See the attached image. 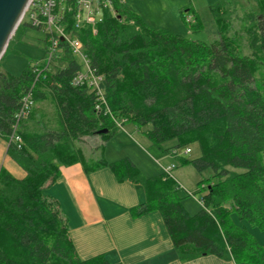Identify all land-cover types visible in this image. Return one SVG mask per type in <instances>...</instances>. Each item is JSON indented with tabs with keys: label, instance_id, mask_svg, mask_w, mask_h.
<instances>
[{
	"label": "trees",
	"instance_id": "1",
	"mask_svg": "<svg viewBox=\"0 0 264 264\" xmlns=\"http://www.w3.org/2000/svg\"><path fill=\"white\" fill-rule=\"evenodd\" d=\"M254 2L257 11L242 17L250 55L228 35L227 0L210 6V18L198 17L191 25L195 32L214 26L211 43L152 29L117 4L114 14L105 11L96 33L91 27L76 32L102 77L101 94L73 85L80 66L68 50L58 59L66 66L55 71L42 66L37 72L31 64L18 76L0 70V137L26 172L17 179L0 170V264H52L53 259L111 264L103 255L79 258L58 203L46 193L62 167L78 163L86 173L110 168L118 182L141 185L146 201L132 215L158 211L182 262L229 252L238 264H264V246L243 224L264 232V0ZM29 92L34 104L50 97L59 126L30 131L27 118L21 119L18 144L11 136ZM117 122L140 131L151 125L145 134L163 155L169 152L163 145L171 141L176 142L173 149L199 145L198 158L180 159L200 176L213 172L211 179L198 182L203 192L199 212L185 208L172 177L146 178L128 157L108 162L102 155L88 161L74 148L85 137L100 135L107 141ZM103 130L108 133L100 134Z\"/></svg>",
	"mask_w": 264,
	"mask_h": 264
},
{
	"label": "crops",
	"instance_id": "2",
	"mask_svg": "<svg viewBox=\"0 0 264 264\" xmlns=\"http://www.w3.org/2000/svg\"><path fill=\"white\" fill-rule=\"evenodd\" d=\"M117 126L115 134L103 144V155L108 162L128 157L146 178L165 174L166 168L175 165L172 178L179 192L185 189L182 181L189 178L183 170L190 165L179 168L176 164H164L168 158L179 161L183 158L171 154L175 141L173 145H163L169 149L163 155L161 150L151 148L147 131H140L133 124L117 122ZM138 133L143 135L144 144L134 140ZM8 147L9 142L0 137V170L4 168L17 179L25 178L24 169L8 155ZM185 158L188 159L187 155ZM46 192L58 203L70 239L82 260L103 255L111 264H238L229 252L222 258L207 255L182 262L158 211L139 217L132 215L131 210L146 201L144 188L118 182L110 168L86 173L80 163L64 166ZM183 205L191 209L190 205Z\"/></svg>",
	"mask_w": 264,
	"mask_h": 264
},
{
	"label": "rangeland",
	"instance_id": "3",
	"mask_svg": "<svg viewBox=\"0 0 264 264\" xmlns=\"http://www.w3.org/2000/svg\"><path fill=\"white\" fill-rule=\"evenodd\" d=\"M218 1L219 0H123V3L126 8L140 16L152 29L164 30L182 35L189 40L211 43L216 39V36L211 33L214 26H209L207 31L202 30L195 32L192 30L191 25L196 22L195 20L198 17V20L210 18V6L216 4ZM227 2L231 6V12L227 15L228 35L230 37H236L235 41L240 44L238 46H241V51L244 55H250L252 50L243 32L245 22L242 21V17L248 10L257 11V6L254 0H227ZM189 16L191 17V24L187 23L186 20V17ZM70 21L71 23H68L67 31L76 34L77 30L73 27V21ZM98 24L86 25L83 28L91 27L94 33H96V26ZM30 25L29 14L27 13L11 39L5 57L0 62L1 71L9 72L12 75L18 76L28 67V65L31 64L33 66L37 63L40 64L46 59L44 43L46 36L42 31ZM80 30H82V28ZM65 66V63H57L51 69L55 71V68H64ZM261 83L264 88V77H262ZM31 111V113L29 112L28 114L29 116L27 115L25 121L27 128H29L30 131L41 132L43 129L58 128L59 121L57 112L50 97L34 104ZM111 118L114 119L113 116H111ZM119 123L121 124V122ZM151 129V125H148L143 128V131H149ZM134 138V140L139 143H145L141 133L135 135ZM104 142V138L100 135L85 137L76 142L74 148L80 150L86 160L98 161L103 155ZM174 143V141H171L167 144L170 146ZM188 147L192 150V152L187 155L189 160L196 159L200 156L201 151L197 143ZM185 149L186 147L179 149L180 157H186ZM164 164H176L179 168L187 167L181 165V161L172 160L171 158H168ZM183 171H185L187 178L189 179L182 181L186 190L181 189L180 196L183 198L182 202L184 204L190 205L191 209H188L189 213L196 214L202 209L200 199L203 195L202 188L198 186L197 181L211 179L213 172L208 170L200 176L192 166H188ZM206 184H208V181ZM61 218L62 221H64L62 215ZM234 220L237 223H240L238 217L235 215ZM243 224L252 232L257 241L264 246V232L259 228H252L247 222H243ZM52 264L59 263L56 259H53Z\"/></svg>",
	"mask_w": 264,
	"mask_h": 264
},
{
	"label": "built area",
	"instance_id": "4",
	"mask_svg": "<svg viewBox=\"0 0 264 264\" xmlns=\"http://www.w3.org/2000/svg\"><path fill=\"white\" fill-rule=\"evenodd\" d=\"M124 4L123 0H32L25 16L29 14L30 26L42 31L46 40L45 51L46 59L43 63L34 64L35 70L39 72L40 68L51 69L58 63L60 55L68 50L75 58L80 70L77 72L73 85L76 87L87 86L91 90H96L101 94L100 83L102 77L96 73L91 66L89 57L84 45L77 34L67 31L68 23L73 21V27L77 31L86 25L98 24L102 21L105 11L115 13L116 5ZM24 16V17H25ZM187 23L191 24V17H186ZM70 21V22H69ZM102 104H105L103 97ZM34 107V100L31 92L26 94L22 99V105L16 115L17 123L14 126V133L11 141L20 144L21 138L17 135L18 123L21 119L27 117ZM98 111L101 105L96 107ZM191 153V148L185 149V155ZM178 157L179 149H174L171 153ZM175 165L165 169V174L172 177L171 172Z\"/></svg>",
	"mask_w": 264,
	"mask_h": 264
},
{
	"label": "water",
	"instance_id": "5",
	"mask_svg": "<svg viewBox=\"0 0 264 264\" xmlns=\"http://www.w3.org/2000/svg\"><path fill=\"white\" fill-rule=\"evenodd\" d=\"M31 2L32 0H0V62ZM107 133L108 130L100 131V134Z\"/></svg>",
	"mask_w": 264,
	"mask_h": 264
}]
</instances>
